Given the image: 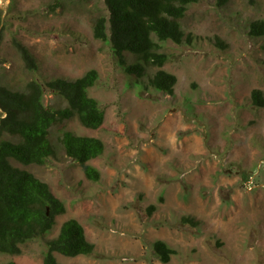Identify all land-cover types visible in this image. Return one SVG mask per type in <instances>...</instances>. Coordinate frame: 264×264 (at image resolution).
Here are the masks:
<instances>
[{
	"label": "rangeland",
	"instance_id": "rangeland-1",
	"mask_svg": "<svg viewBox=\"0 0 264 264\" xmlns=\"http://www.w3.org/2000/svg\"><path fill=\"white\" fill-rule=\"evenodd\" d=\"M101 15H108L105 0H0V84L18 89L30 80L44 85L98 73L88 95L104 111L103 125L88 129L77 118L55 125L56 158L14 163L48 183L66 207L45 239L73 218L94 244L90 255L55 253L56 259L264 264V108L251 103L253 89L264 92V36L249 35L250 24L264 20V0L189 6L181 21L184 43H161L168 54L161 69L177 77L173 95L145 89L124 72L109 41L93 36ZM17 43L33 56L34 69L25 66ZM44 103L66 106L46 87ZM65 130L104 142L103 154L88 162L99 171L98 181L66 156L60 143ZM185 216L197 224L183 222ZM158 240L174 251L168 263L153 249ZM20 247V254L0 253V264H43L44 239Z\"/></svg>",
	"mask_w": 264,
	"mask_h": 264
},
{
	"label": "trees",
	"instance_id": "trees-1",
	"mask_svg": "<svg viewBox=\"0 0 264 264\" xmlns=\"http://www.w3.org/2000/svg\"><path fill=\"white\" fill-rule=\"evenodd\" d=\"M200 0H105L108 15L98 16L92 26L95 39L109 41L119 64L127 74L136 77L146 89L152 87L173 95L177 77L163 69L168 54L162 52V42L184 43L181 21L189 6ZM227 0H216L222 7ZM249 35L264 36V20L250 24ZM186 41H189L188 39ZM25 66L35 68L29 50L17 43ZM127 54L134 58L128 62ZM158 68L148 75L150 68ZM98 79L91 69L82 76L68 80L55 78L44 85L28 81L23 88L14 89L0 84V253L16 255L21 245L35 239H44L46 252L43 264H61L55 253L66 257L90 255L94 244L88 241L82 224L76 219L65 220L58 234L49 239L45 235L56 222V217L66 212L64 203L55 196L45 181L37 178L23 166L43 165L49 158L57 157V148L51 141V128L77 118L88 129H98L104 123V111L98 101L88 95ZM44 87L65 102V107H50L44 103ZM252 105L264 108V92L253 89ZM60 143L67 157L75 160L85 176L98 181L99 171L88 162L101 156L104 142L92 136H78L63 131ZM155 205L148 208L152 214ZM183 222L196 225L189 216ZM153 249L163 263H168L174 251L158 240ZM6 264H16L8 262Z\"/></svg>",
	"mask_w": 264,
	"mask_h": 264
}]
</instances>
